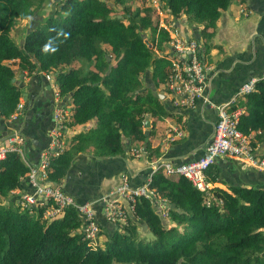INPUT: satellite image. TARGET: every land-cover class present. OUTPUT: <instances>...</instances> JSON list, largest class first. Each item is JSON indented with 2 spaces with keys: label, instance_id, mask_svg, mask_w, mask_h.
I'll return each mask as SVG.
<instances>
[{
  "label": "trees",
  "instance_id": "obj_1",
  "mask_svg": "<svg viewBox=\"0 0 264 264\" xmlns=\"http://www.w3.org/2000/svg\"><path fill=\"white\" fill-rule=\"evenodd\" d=\"M46 1L0 0V118L7 121L16 114L21 90L13 79L18 72L53 77L59 99L70 98L64 148L48 168L49 181L63 184L78 154L124 155L125 142L143 147L147 118L154 129L157 122L176 117L157 92L168 94L171 71L163 56L171 35L162 23L184 20L198 26L199 47L208 54L221 13L233 0H52L53 14L28 31L20 47L11 39L13 31L42 13ZM149 69L152 88L144 83ZM237 109L243 110L238 129L245 135L255 132L254 145L264 146V79L256 82L254 92L236 98L229 110ZM162 155L160 147L147 142V161ZM28 174L18 153H9L0 164V264H264V189L226 185L216 163L205 172L207 192L163 169L153 172L148 187L168 203L167 219L142 197L133 216L153 240L139 239L138 226L129 220L127 227L99 240L96 249L78 234L82 221L74 208L45 220L49 206L33 207L31 213L20 206L11 192ZM3 200L10 202L4 205Z\"/></svg>",
  "mask_w": 264,
  "mask_h": 264
},
{
  "label": "crops",
  "instance_id": "obj_2",
  "mask_svg": "<svg viewBox=\"0 0 264 264\" xmlns=\"http://www.w3.org/2000/svg\"><path fill=\"white\" fill-rule=\"evenodd\" d=\"M242 6L244 13H241ZM216 27L211 41L214 48L208 54L203 47L200 48L209 71L206 88L195 108L171 111L173 109L169 106V96L164 95L166 108L174 112L176 117L157 122L154 129L151 127L152 120L147 118L149 132H155L152 137L149 134L148 141L153 148L160 147L163 154L157 161L150 163L141 152L142 147L129 146L125 142L124 155L96 158L91 153H82L71 162L63 181L65 193L76 201L95 203L98 222L106 235L115 227L105 221L100 200L112 187L119 184L121 176H127L131 185L138 187L154 172L155 164L162 161L180 164L189 156L194 159L200 157L213 133L217 108L230 102L243 83L261 78L264 72V0H233L227 10L221 13ZM172 30L185 38L201 40L199 27L188 25L184 20L175 21ZM24 37L18 36L17 44L20 47L23 46ZM14 63L17 64V61ZM148 72L144 83L147 88H152V69ZM14 82L21 90L20 102L23 109L11 121L0 118V143H4L11 135H19L23 139L19 148L25 161L35 165L40 153L50 145L52 131L56 128L53 120L55 107L62 106L68 111L70 98L57 101L54 79H47L43 73L35 72L28 76L25 71L18 72ZM157 92L162 94V91ZM92 125L90 123L80 130ZM63 130L67 132L65 128ZM69 132L68 135L71 136L76 131ZM137 151L141 152V156L136 154ZM259 151L263 152L264 146ZM216 164L221 169V179L226 185L264 189V174L230 158H222ZM16 191L31 193L26 179ZM131 219L138 226V231L141 229L144 233H149L141 221L134 217Z\"/></svg>",
  "mask_w": 264,
  "mask_h": 264
},
{
  "label": "built area",
  "instance_id": "obj_3",
  "mask_svg": "<svg viewBox=\"0 0 264 264\" xmlns=\"http://www.w3.org/2000/svg\"><path fill=\"white\" fill-rule=\"evenodd\" d=\"M153 3L159 15L163 16L159 4L156 1ZM244 11L242 6L241 13ZM172 25L174 22L170 25L171 30H169L171 35L169 49L163 55L171 63L167 95L170 99L169 103L174 109H193L206 88V76L209 67L201 56L198 41L194 38L180 36L176 30H172ZM163 27L166 28L164 25ZM46 78L51 79L52 76L46 75ZM259 79H264V72ZM259 79H251L243 83L230 102L217 108L213 133L200 157L195 158L192 162L180 164L162 161L155 164L154 172L163 169L167 176L183 177L200 192H207L210 188V185L205 181L206 170L222 158L237 160L246 167L264 174V151H259L263 148L261 144L254 145L256 133L243 134L238 129V121L242 111L240 109L229 110L237 97L255 91V85ZM55 99L61 100L57 92ZM22 109L23 105L20 102L16 107V114ZM66 114L67 111L64 107H55L53 120L56 128L52 131L50 145L40 153L35 165H30L25 161L19 148L23 139L19 135H11L4 143H0V164L9 153L20 154L22 161L29 169L26 180L31 193H20L14 190L11 195L17 196V202L20 206L30 213L33 207L49 206L43 212V219L45 220L61 218L67 208H74L82 221L81 230L78 234H80L82 241L87 243V246L96 249L99 245L101 226L94 210L95 203L89 201L76 202L74 198L65 193L63 184L54 183L48 179L50 160L61 154L64 148L62 132L64 131ZM136 154L141 156V152L137 151ZM150 176L143 185L138 187L131 185L127 176H121L119 184L112 187L100 200L102 215L106 222L117 230L127 227L129 220H132L131 218L134 216V206L140 197L150 201L161 219H167L169 205L159 197L155 190L148 187Z\"/></svg>",
  "mask_w": 264,
  "mask_h": 264
},
{
  "label": "rangeland",
  "instance_id": "obj_4",
  "mask_svg": "<svg viewBox=\"0 0 264 264\" xmlns=\"http://www.w3.org/2000/svg\"><path fill=\"white\" fill-rule=\"evenodd\" d=\"M56 9V5L52 0H47L44 4V10L42 13L37 14L36 16L32 17L31 19H28L26 21H23L19 24V26L13 31L11 39L17 44L19 43L18 41V36H25V34L30 31L31 29L35 28L39 23L43 22L48 16L52 15L54 10ZM163 12H161V15ZM164 18V15L162 16ZM160 16V18L162 19ZM164 24L162 23V26ZM168 30H171L168 25H164ZM75 67H78V65H75ZM9 200H3L2 203L4 205L9 204ZM166 225H170V222L167 221ZM100 237V243L104 242V239H106L107 235L102 234ZM102 237V238H101ZM139 239H142L143 241H152L153 236L150 233H144L141 229L139 231Z\"/></svg>",
  "mask_w": 264,
  "mask_h": 264
},
{
  "label": "water",
  "instance_id": "obj_5",
  "mask_svg": "<svg viewBox=\"0 0 264 264\" xmlns=\"http://www.w3.org/2000/svg\"><path fill=\"white\" fill-rule=\"evenodd\" d=\"M60 0H57V2H59ZM118 18H120V16L118 17ZM144 42L146 43V45H147V47L150 49L151 48V45L146 41V39L144 38ZM107 61L109 62L110 61V58H107ZM13 81H14V79H13ZM158 97H159V99L160 100H162V101H164L165 100V96H163L162 94H158ZM149 121L146 119L145 121H144V128H145V130H144V137H145V139H144V144H143V147H142V149H141V152L143 153V154H145V152H146V145H147V142H148V140H149V134H150V132H149ZM194 160V157L193 156H189L188 158H186L185 160H184V163H189V162H192ZM174 208V206L173 205H171L170 206V209H173ZM144 229L145 230H147V227H144ZM178 264H181V260L178 262Z\"/></svg>",
  "mask_w": 264,
  "mask_h": 264
}]
</instances>
